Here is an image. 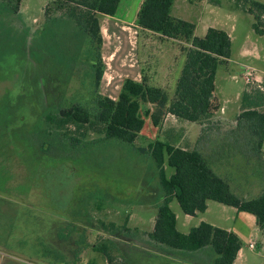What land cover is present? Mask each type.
Segmentation results:
<instances>
[{
  "label": "rangeland",
  "instance_id": "obj_1",
  "mask_svg": "<svg viewBox=\"0 0 264 264\" xmlns=\"http://www.w3.org/2000/svg\"><path fill=\"white\" fill-rule=\"evenodd\" d=\"M51 1L22 0L20 12L11 17L12 31L25 35L27 58L35 64L32 52L36 35L40 43L36 48L39 64L29 65L16 52L5 57V67L0 70V264H55L47 257L41 258L38 234L41 228H46L44 223L49 217L84 218L86 209L80 200L85 197L91 200L84 205L88 206L95 223L104 220L123 225L128 218L130 230L124 232L120 241L124 250L137 249L159 255L151 262L153 256L139 252L136 264H211L210 248L194 253L173 252L149 238L148 232L154 229L159 199L164 193L148 149L157 139L197 148L206 155L215 171L229 180L233 191L245 197L258 196L264 189V154L247 144L248 131L238 122V115L245 92L264 93V35L253 30L249 15L238 9L232 0H220V6L209 4L204 11L205 22L200 25L197 36H205L206 24L225 29L232 35L230 61L219 66L216 81L222 107L207 123L181 121L168 115L159 126H154L146 114L154 105L143 103L141 112L146 124L134 144L106 139L91 129L77 131L73 124H67L60 132L52 131L55 134L51 135L45 130L42 133L38 121L52 103L60 109L82 102L93 109L97 99L90 40L84 39L77 63L74 55L79 39L75 30L64 22H47L46 25L45 10ZM178 1L185 8L175 9L173 13L197 21L199 11L193 16L184 15L188 14L185 9L189 1ZM139 4L140 0H121L117 13L128 12L125 17L134 20ZM45 25L47 32L40 35ZM247 41L260 45L261 58L242 54ZM111 44L112 41L105 46L108 66L105 65L106 74L97 89L98 94L117 99L122 79L132 75L126 65L120 69L117 63L129 64L136 58L142 64V76L173 96L186 59L184 42L140 32L136 57L130 46L113 47ZM241 64L254 70L249 84ZM30 66L34 67L29 75L33 81L27 84L28 77L22 75V70ZM115 72H119V76L116 80L110 79ZM70 74L69 84L62 93L63 86L56 88L54 80L67 79ZM256 77L262 78L263 83ZM165 170L168 177L175 173V168L167 161ZM90 196L95 197L94 200ZM170 207L177 216L181 232L188 233L203 221L231 228L239 233L242 241V254L236 264H264V235L254 215L215 200H209L207 210L196 215L186 214L177 199L171 201ZM74 208H78L77 212L71 214ZM94 227L85 232L89 243H96L101 237L113 238L110 232ZM252 241L255 248L249 246ZM114 253L117 264H131L118 250L114 249ZM74 256L75 252L67 258L68 264H108L101 252L91 248L82 251L78 259Z\"/></svg>",
  "mask_w": 264,
  "mask_h": 264
},
{
  "label": "trees",
  "instance_id": "obj_2",
  "mask_svg": "<svg viewBox=\"0 0 264 264\" xmlns=\"http://www.w3.org/2000/svg\"><path fill=\"white\" fill-rule=\"evenodd\" d=\"M120 1L52 0L47 5L46 25L47 22H64L78 35L79 42L74 55L77 63L81 56L84 39L89 38L92 51L90 63L94 71L97 99L93 109L82 102L60 109L52 103L51 107L39 117L38 126L43 130L42 133L45 130L54 135L52 131L60 132V129L67 124H73L77 131L83 128L91 129L102 134L106 139H118L134 144L146 124V119L141 112L143 103L154 105L153 110L146 111L154 126H159L166 114H172L181 121L204 124L212 120L221 109V101L216 93L217 74L219 66L228 64L230 61L232 39L226 30L215 27H210L204 37L197 36L196 25L193 22L176 18L171 14L174 0H144L137 17V24L140 28L158 33L162 38L185 43L186 59L176 82L173 96L170 97L164 88L152 85L148 77H144L142 81L127 78L117 99L98 94L97 89L105 71L99 14L115 15ZM210 1L214 4L220 3L219 0ZM232 1L238 9L249 15L253 30L259 35H264V2L259 0ZM21 4L22 0H0V70L5 67V57L13 56L16 52H19L20 58L26 59L29 65L39 64L36 48L40 43L36 35L33 37L35 48L32 52L37 61L35 64L34 60L29 61L27 58L28 48L25 49V35L12 31L11 17L20 12ZM46 25L40 35L46 34ZM40 40L42 41L41 38ZM45 49L49 52L47 47ZM33 68V66H30V69L23 67L22 75L28 77L27 84L33 81L29 77ZM72 74L64 80L55 79L53 85L56 88L63 86V93ZM241 106L238 122L248 131L250 141L247 144L257 153L264 154L262 149L264 93L256 90L253 93L245 92ZM71 139L81 142L74 137ZM148 154L156 165L164 193L159 199L161 202L158 206L154 229L148 232L152 241L173 252L194 253L210 248L213 254L211 264H234L242 248L240 237L233 231L205 221L193 227L188 233L181 232L177 227V216L170 207L173 199H177L182 210L189 215L205 212L209 200L251 213L256 217L257 225L264 235V189L255 197H245L236 193L232 190L229 180L219 175L206 155L197 148H183L157 139L149 145ZM166 161L175 168V173L170 177L166 175ZM90 197L92 200L95 198ZM88 198L80 200L86 209L84 218L74 216L64 220L49 217L44 223L46 228H41L38 234L41 238L39 242L41 258L47 257L55 264H68L67 258L71 256V253L75 252L74 257L78 259L82 251L91 248L101 252L108 264H117L114 249L121 253L127 263L136 264V254L139 252L153 256L151 262L157 260L159 256L157 253H147L137 249H133L131 253L124 250L120 246V241L124 232L130 230L127 226L128 218L123 225L104 220H98L95 223L88 211V206L84 205L89 200ZM74 200L78 199L74 197ZM77 209L74 208L71 214L76 213ZM94 226L110 232L113 238L101 237L98 242L89 243L85 232L90 227L95 229Z\"/></svg>",
  "mask_w": 264,
  "mask_h": 264
},
{
  "label": "crops",
  "instance_id": "obj_3",
  "mask_svg": "<svg viewBox=\"0 0 264 264\" xmlns=\"http://www.w3.org/2000/svg\"><path fill=\"white\" fill-rule=\"evenodd\" d=\"M144 0H140V4H139V7L137 8V14L135 16V19L134 20H128L125 16L127 15L128 12H126L124 15H119L117 12L115 15H107V14H99V19H100V24H101V31H102V36L104 38V41H103V59H104V64L108 66V61L106 59V55H104L105 53V46L106 44H109L110 41H112V46L113 47H129L130 46V49L131 51L133 50L135 52V57L137 56V52L135 51L136 49V44L138 42V36L140 34V32L142 33H150L151 31H148V30H144L142 28H140L137 24V17H138V12L140 10V7L142 5ZM189 4L187 7V9H185L188 14H184V15H189V16H193L196 11H199V14H198V20L195 21V20H191V18H188V16H176L173 12L175 9H180L181 7H183V9L185 8L184 6L185 5H180L179 1L178 0H174V3H173V6H172V10H171V14L176 17V18H181V19H184V20H188L190 22H193L195 25H196V34L200 25L203 24L205 21H204V15H205V12L206 9L208 8L209 4H212L214 6H220L221 5V1L219 4H214L212 3L210 0H201V1H195V2H192L190 0H188ZM187 1V2H188ZM259 1H262L264 2V0H259ZM121 2V1H120ZM139 3V2H138ZM120 5V3H119ZM187 6V5H186ZM119 9V7H118ZM118 11V10H117ZM205 31L207 32V30L210 28V27H214V26H210L208 24H206L205 26ZM215 28H218V27H215ZM222 29V28H220ZM225 30V29H224ZM227 31V30H226ZM232 39V35L229 31H227ZM153 33V32H151ZM155 34L156 36H160L158 33H153ZM172 40V39H170ZM168 41V40H167ZM132 53V52H131ZM242 54L244 56H252V57H259L261 58L262 57V48L260 47V45H257L256 42H246L244 45H243V50H242ZM111 56H113V54H111ZM109 58V57H108ZM106 60V61H105ZM133 61V59H132ZM120 67V69L123 67V66H127L128 70L131 71L132 75L129 74L127 76H125L123 79H122V84H121V87L124 83V81L127 79V78H132L136 81H142L144 77H147L145 75L142 76V72H143V68L141 67V63L139 60H137L135 58V61L134 62H130L129 64H126V63H122L121 61L119 63H117ZM106 68V66H105ZM247 68H250V67H247L245 64H241V70L243 71V73H245V70ZM106 74V72L104 73ZM111 78L110 79H113L116 80V76H119V72H115L113 74L110 75ZM105 77V76H104ZM109 79V82H111V80ZM257 81L259 82H262L263 83V79L260 78V77H256ZM262 79V80H261ZM108 82V83H109ZM150 82V80H149ZM151 83V82H150ZM152 84V83H151ZM163 88V87H162ZM121 90V88H120ZM224 109V108H223ZM168 115H172V114H166L164 117L168 116ZM174 116V115H172ZM175 117V116H174ZM176 118V117H175ZM171 143V142H170ZM173 144V143H172ZM176 146H179V145H176ZM180 147H183V148H186V146H180ZM263 149V148H262ZM264 151V149H263ZM208 208V207H207ZM237 209V208H236ZM207 210V209H206ZM251 214V213H250ZM253 215V214H252ZM256 218V217H255ZM219 227V226H218ZM222 228V227H221ZM225 229V228H224ZM227 230L229 231H233L235 232L238 236L239 233L236 232L235 230L231 229V228H226ZM242 249V248H241ZM241 249L238 253V256L234 262V264L237 263V260L239 259V257L241 256Z\"/></svg>",
  "mask_w": 264,
  "mask_h": 264
},
{
  "label": "built area",
  "instance_id": "obj_4",
  "mask_svg": "<svg viewBox=\"0 0 264 264\" xmlns=\"http://www.w3.org/2000/svg\"><path fill=\"white\" fill-rule=\"evenodd\" d=\"M245 77H246V81H247V83L249 84V83H250V80L254 78V70L251 69V68H247V69L245 70ZM249 246H250L251 248H255V242L252 241V242L249 244Z\"/></svg>",
  "mask_w": 264,
  "mask_h": 264
}]
</instances>
